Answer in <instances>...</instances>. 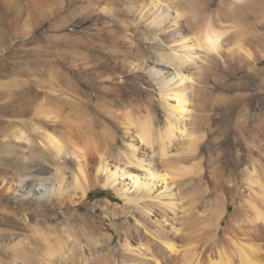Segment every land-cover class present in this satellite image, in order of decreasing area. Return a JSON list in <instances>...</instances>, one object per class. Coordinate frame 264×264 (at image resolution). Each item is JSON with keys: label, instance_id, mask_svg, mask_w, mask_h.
Segmentation results:
<instances>
[{"label": "rangeland", "instance_id": "obj_1", "mask_svg": "<svg viewBox=\"0 0 264 264\" xmlns=\"http://www.w3.org/2000/svg\"><path fill=\"white\" fill-rule=\"evenodd\" d=\"M62 1L0 0V107H6L0 113V199H4L0 224H13L12 228L0 226V264H81L80 250L87 249L88 258L95 255L92 240L99 234L113 243L110 257L99 264H116L125 234L141 219L136 206L130 209L114 189L102 185L84 200L74 197V174L70 171L64 174V183L70 189L63 196L65 200L61 198L65 205L54 195L42 196L46 188H58L56 181L52 183L55 154L33 149L34 142H41L47 134L63 142L70 170L76 166L71 162H77L71 154L74 146L84 149L91 175L99 164L98 153L105 154L111 169L122 166V155L130 142L139 148V156L146 160L144 165L153 163L161 173L166 169L170 174L169 167H194L192 176L175 182L169 176L166 183L158 182L153 193L160 200L150 202H162L170 218L174 214L169 213L167 205L173 204L178 223L184 224L182 229L194 249L225 246L226 239L231 238L226 236L229 224L241 203L245 171L252 161H264V139H253L264 116V99L252 100L264 91V75L252 67H241L229 57H237L243 48L264 53V0H245L233 18L222 15L229 0H196L211 20L226 26L234 21L237 35L232 34L226 43L224 58L187 64L192 66L195 81L194 87L188 88L191 114L185 124L199 139V147L194 153L187 152L189 141L179 140L171 146L165 163L157 157V143H138L135 129L127 135L123 124L130 111L134 117H150L155 135L165 126L168 112L161 83L175 78L172 85L178 75L174 67L156 65L165 53L161 50L163 43H153L144 30L123 34L112 22L117 28L109 34L105 23L110 20L99 23V12L91 13L95 0ZM115 1L125 4L138 0ZM136 44L142 47L138 49ZM256 68L264 70V61ZM252 79L256 81L249 83ZM93 80L98 82L97 91L88 88L89 97H84L81 85L90 87ZM113 89H118L123 99L120 105L108 96ZM96 95L98 99L91 100L90 96ZM12 131L23 133L26 140L9 137ZM88 139L92 140L89 148L85 145ZM241 160L243 165L235 170L232 164ZM40 165L44 171H39ZM20 176L32 182L28 192L13 191ZM3 177L14 183L2 185ZM47 178L52 181L40 186L39 181ZM103 180L104 175L99 177ZM118 183L124 190L131 186L127 178ZM9 186L14 187L8 193ZM128 196L140 197V193L135 194L132 188ZM153 206L152 212L162 210ZM215 211L222 214L219 223L211 218ZM238 225L240 237L246 242V224ZM47 240L61 244L56 254H50ZM255 241L260 247L264 245L260 237Z\"/></svg>", "mask_w": 264, "mask_h": 264}, {"label": "bare ground", "instance_id": "obj_2", "mask_svg": "<svg viewBox=\"0 0 264 264\" xmlns=\"http://www.w3.org/2000/svg\"><path fill=\"white\" fill-rule=\"evenodd\" d=\"M244 1L245 0H229L227 9L223 11L222 15L233 18L239 6L243 4ZM62 2L65 3V0ZM92 11V15H97L96 13L99 12V23L104 21V19L110 20V22L105 23L106 29L110 30L109 34L113 33L114 31H112V29H116L119 25L120 27L118 28L122 29L123 34H133L136 30H144V32L152 36L153 43H163L161 50L165 53H163L161 60L158 61L156 65L164 68L174 67L178 75V81L172 85H170V82L175 78L170 81L163 80L161 83L162 99L166 104V110L168 112V118L164 128L155 135L153 132L152 119L150 117L141 119L137 116L134 117V114L129 111L126 113L123 123L125 124L127 135H129L132 130L131 128H134L136 133L135 139L137 138L138 143H142V145L146 146H153L157 143L159 145L157 157L163 162L167 161L171 146L179 140H181V142L182 140H188L189 145L187 146H189V150L187 152H196L199 147V139L193 137V134L190 133L185 124L186 118L191 114L189 110L190 99L187 95L188 88H193V81H195L191 74V71H193L192 66L188 65L189 62H193L195 65H199L200 62H211L218 56L224 58L223 50L227 46L226 43H229L228 40L231 39L232 34L237 35L236 23L232 21L230 26H226L218 20H211L206 12H204L205 10L202 11V9H200L199 2L196 0H138L137 2L125 4L115 0H95ZM111 22L117 26L112 25ZM136 47L140 49L142 45L136 44ZM166 51L170 52L167 53ZM237 54V57H233V54V56L229 58H231L232 61L238 62L241 67H252L259 75H264V70L256 68L259 62L264 61L263 52H259L258 50H253L252 52L247 48L246 50L243 48ZM113 59L115 61L117 58ZM237 76L238 75H236V77ZM256 76L254 77L255 79ZM255 79H252L249 83H253L259 78ZM90 83V87L81 85L80 92L84 97H89L86 90L88 88L94 92L97 91L96 85L98 82L93 80ZM262 83L264 88V77H262ZM108 96L113 99L116 105L122 103L123 99L118 95V89L110 90ZM90 97L92 98L91 100L98 99L97 95L95 97ZM263 99L264 91H261V93L252 100L256 102L262 101ZM171 101H174V104H171ZM5 109L6 107L2 105L0 107V113ZM205 122L206 121H204V123ZM210 125L212 126L211 123ZM257 128L258 133H256L257 135H255L253 139H264V116L257 124ZM12 132L9 137L19 141L26 140L23 133L19 131ZM41 139L42 143L38 141L34 142L35 146L33 149H38L43 152L50 151L53 152V155L55 154L54 165H56V168L53 174V179L55 180H53L54 182L52 183H55V181L58 183V188H46L42 196L54 195L57 201H61L62 199L65 200L63 196L64 194H69L70 189L67 187L68 185L66 186L64 183V174L70 171L71 174H74L72 178L74 185L73 191L75 193L74 197H78L79 200H84L91 190L102 185L106 188L114 189L118 196L126 201L127 207L131 209L133 206H136L137 210H139L141 221L139 220V223L135 224L132 230H129L127 227L128 233L125 234L126 236L120 245L118 253L120 255H118V262H116V264H264V245L260 247L255 241L258 237L264 239V161H252V165L245 171V178L242 180L243 191L240 193L241 203L238 205L229 224L230 230L227 231L226 236L230 235L231 238L226 239V245H220L219 248L215 250L208 248L197 250L194 249L193 244L190 243V240L185 236L182 229L184 224L178 223L180 221L177 218L178 215L176 216L177 213L174 207H172L173 204L167 205L170 207H168L169 210H171L169 213L174 214V217L172 216V218H170L171 215L169 216V214H167L168 209L164 208L166 206L160 204L162 202H150V200H160V197L154 196L153 193L155 192L154 188L157 187L156 184H158V182L166 183L169 176L174 182L176 179H182L188 175L192 176L194 174V167L183 166V168H179L175 166V169L169 167L170 170L172 169L171 171L174 172L175 170L176 173L174 174L172 172L173 174H171L170 171L169 174V171H165L166 169L161 173V171L152 167L153 163H150L149 166H145L146 160L139 156V148L133 142H130L126 146L127 152L122 155L124 162L122 166L119 164L120 166L111 169L105 154L98 153L99 164L95 169L94 175H91L92 173L89 172L87 154L84 153V149L82 150L80 147L74 146V150L71 154L77 162H71V164L76 165L75 170L71 169V171L66 163L67 159L65 160L68 154L65 146L62 144L63 142L61 143L60 140H57L51 134L42 136ZM91 141V139H88V141L85 142L87 148L90 147ZM216 141H218V139ZM243 163L244 161L241 160L232 165L236 170L243 165ZM43 169L44 166L40 165L39 171H44ZM103 175L104 180L99 181V177ZM20 177L18 178V185L16 184V189L14 188L13 191L22 193L28 192L29 188H31V181H29L28 177ZM6 178H2V185L14 183V181L9 182V177ZM126 178L131 181V186L129 189L124 190L121 183L118 182L120 180H126ZM47 181L51 182L52 180L50 178L45 180L42 179L39 181L40 186H44V183ZM29 184L30 187L28 186ZM64 185L67 188L63 191L62 188ZM13 187L14 186H12V188ZM12 188L10 186L8 189L5 188L7 189L6 192L11 191ZM132 188H134L135 194L140 193V197L135 196L130 198L131 196H128V192ZM70 197V199H72V196ZM3 202L4 199H0V206L4 205ZM65 202L63 203L64 205ZM71 202L74 203L72 200ZM76 204L78 205L79 203ZM152 205H154L153 207L158 206V208H161L164 212H162V210L159 212L156 210L152 212ZM44 207L47 206L44 205ZM5 209L7 208L5 207ZM58 218L59 216H57L56 219ZM211 218H213L216 223H219L222 214L219 211H215ZM239 223L246 224V228L244 229L246 242L242 241L240 237L242 234L239 231ZM214 225L218 227L220 224ZM0 226L12 228L13 224H0ZM109 240V237L106 235H94L92 240L93 247L91 249H95L97 252L95 255H92L91 258H88V250L81 249L78 254L80 263L99 264L100 262H106L112 253L110 248L113 243ZM47 241L50 254H56L61 244L58 242L52 244L51 240ZM103 243L105 246H103Z\"/></svg>", "mask_w": 264, "mask_h": 264}]
</instances>
